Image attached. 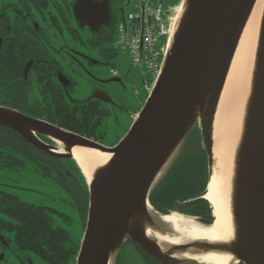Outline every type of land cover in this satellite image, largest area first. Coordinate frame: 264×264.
<instances>
[{
  "label": "water",
  "instance_id": "1",
  "mask_svg": "<svg viewBox=\"0 0 264 264\" xmlns=\"http://www.w3.org/2000/svg\"><path fill=\"white\" fill-rule=\"evenodd\" d=\"M254 2L191 0L179 38L172 47L168 46L161 73L151 86L142 110L135 116L128 134L114 146L0 106V126L17 133L44 154L75 161L73 149L86 147L113 156L109 166L95 172L91 183L80 169L90 203L76 264H121L118 259L122 251L124 254L123 243L128 236L148 255L159 258L160 250H174L175 255L189 258L193 254L188 244H198L207 248L206 255L231 254L235 260L229 264H264V34L237 177V242L196 239L172 244L167 238L178 237V233L163 221L167 215L177 213L204 225L214 223L213 206L206 197L212 176L211 119L241 26ZM204 104L205 121L198 114ZM194 133L201 135L197 141L195 134L191 143H198V149L204 153L206 189L192 199L156 206L169 170ZM195 200L208 202L213 219L190 213L189 205ZM152 224L158 227L156 233ZM206 255L198 258L213 264L203 259Z\"/></svg>",
  "mask_w": 264,
  "mask_h": 264
},
{
  "label": "flooded vegetation",
  "instance_id": "2",
  "mask_svg": "<svg viewBox=\"0 0 264 264\" xmlns=\"http://www.w3.org/2000/svg\"><path fill=\"white\" fill-rule=\"evenodd\" d=\"M130 2L0 0V77L20 79L19 85L29 94L21 102L25 114L54 125L72 122L65 116L78 125L90 123L84 134L71 131L104 144L101 128L123 105L120 81L113 75L101 77L99 70L109 66L117 54L116 45L120 48L117 27ZM83 92L84 98H80ZM152 230L156 233L158 227L152 224ZM6 232L10 233L0 230V247L16 255L21 250L12 249ZM188 245L193 254L189 258L175 255L174 250H160L159 258L144 252L130 236L123 243L127 264H210L198 258L208 253L205 246ZM16 259L18 263L7 261L3 253L0 264H36L28 254Z\"/></svg>",
  "mask_w": 264,
  "mask_h": 264
},
{
  "label": "bare ground",
  "instance_id": "3",
  "mask_svg": "<svg viewBox=\"0 0 264 264\" xmlns=\"http://www.w3.org/2000/svg\"><path fill=\"white\" fill-rule=\"evenodd\" d=\"M191 8V0H184L178 8L169 30V48L179 38L182 23ZM264 34V0H255L241 26L236 48L222 92L212 116L213 160L212 176L206 197L214 210V223L204 225L177 213L163 221L177 231L178 237L167 238L172 244L187 240L207 239L213 242H237L236 194L240 157L244 145L250 109L254 98L259 57ZM198 114L205 121L204 104ZM60 151H64L60 148ZM73 155L85 177L91 183L96 171L104 170L113 156L94 149L75 147ZM150 234V233H149ZM213 264H229L231 254H208L203 257Z\"/></svg>",
  "mask_w": 264,
  "mask_h": 264
},
{
  "label": "trees",
  "instance_id": "4",
  "mask_svg": "<svg viewBox=\"0 0 264 264\" xmlns=\"http://www.w3.org/2000/svg\"><path fill=\"white\" fill-rule=\"evenodd\" d=\"M179 2L180 0H167L166 5L177 6ZM21 80L23 82V79ZM19 83L18 78L0 77V106L24 113L25 109L22 108L21 102L23 99L26 100L29 94ZM67 118L72 122L55 121L59 122L57 125L60 127L81 134L86 133L90 128V123L78 125L70 116H65V120ZM195 134L197 135L194 133L187 139L186 149L169 170L168 178L159 193V202L154 201L156 206L162 204L163 207L171 206L177 199L181 201L192 199L206 189L207 164L203 150L198 149V143L194 145L191 143ZM199 139H201L200 133L195 140L199 141ZM30 166L45 173H50L54 169L63 176L77 175L86 187L85 178L75 161L44 154L17 133L0 126V167L19 172ZM189 207L190 213L207 215L209 219H213L208 202L195 200ZM0 213L4 215H0V230L7 229L13 232L14 243L18 250L34 253L48 264H71L72 260L76 259L80 243H77L67 230L53 225L47 207L24 202L19 197L0 190ZM87 215L88 207L86 219Z\"/></svg>",
  "mask_w": 264,
  "mask_h": 264
},
{
  "label": "rangeland",
  "instance_id": "5",
  "mask_svg": "<svg viewBox=\"0 0 264 264\" xmlns=\"http://www.w3.org/2000/svg\"><path fill=\"white\" fill-rule=\"evenodd\" d=\"M132 1L125 4L126 14L133 8ZM151 1L155 4L162 2L163 11H165L167 0ZM182 1L180 0L177 6L166 8L167 12L163 17V28H165L166 34L161 37L158 46H164L166 37V42L168 41L169 30L175 23V16ZM116 50L117 54L109 66L104 70H99L101 77L105 74L107 77L111 76L115 68L120 72L118 77H114L120 79L118 85L121 93L120 102L123 107H118L101 128L104 134L102 142L106 146L116 145L128 134L135 121V116L140 113L147 100L150 93L149 87L153 83L151 72L132 63L126 50L120 49L117 45ZM79 81L81 82V80ZM84 94V92L81 93L79 97L84 98ZM0 190L11 193L24 202L47 207L53 225L67 230L72 238L81 244L86 230V214L87 207L89 208L90 195L79 176H63L54 169L50 173H45L35 170L32 166L19 172L0 167ZM0 215L4 216L1 213ZM5 234L10 238L13 249L15 247L13 232H6ZM126 251L124 248V254L122 251L119 255L118 260L121 264H127ZM3 253L7 261L11 260L18 263L16 256L28 254L35 260L36 264H47L34 253L18 251L15 255L10 249L4 250L0 247V258ZM76 259H73L71 264H76Z\"/></svg>",
  "mask_w": 264,
  "mask_h": 264
},
{
  "label": "built area",
  "instance_id": "6",
  "mask_svg": "<svg viewBox=\"0 0 264 264\" xmlns=\"http://www.w3.org/2000/svg\"><path fill=\"white\" fill-rule=\"evenodd\" d=\"M166 34L163 11L149 0H134L133 9L118 27V45L126 50L135 65H140L157 78L162 70V57L167 44L158 46ZM118 71L114 70L113 75Z\"/></svg>",
  "mask_w": 264,
  "mask_h": 264
}]
</instances>
